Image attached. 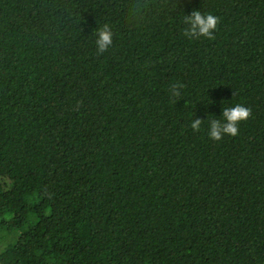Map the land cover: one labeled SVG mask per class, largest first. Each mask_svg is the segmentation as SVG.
Listing matches in <instances>:
<instances>
[{
	"label": "trees",
	"instance_id": "16d2710c",
	"mask_svg": "<svg viewBox=\"0 0 264 264\" xmlns=\"http://www.w3.org/2000/svg\"><path fill=\"white\" fill-rule=\"evenodd\" d=\"M0 264H264V0H0Z\"/></svg>",
	"mask_w": 264,
	"mask_h": 264
},
{
	"label": "clouds",
	"instance_id": "9594fccd",
	"mask_svg": "<svg viewBox=\"0 0 264 264\" xmlns=\"http://www.w3.org/2000/svg\"><path fill=\"white\" fill-rule=\"evenodd\" d=\"M185 23L190 25L185 28L184 35L191 39L205 38L208 40L215 39V32L219 24V18L211 13L202 14L199 10H193L184 17ZM113 36L109 25L105 24L98 30V39L96 40L97 55H103L113 45ZM186 87L183 82L176 81L168 88L170 98L175 102L182 96V90ZM251 109L243 104H236L232 107L223 109V120L212 119L210 121L209 136L214 140H222L225 135L237 136L239 134V124L251 117ZM203 120L195 118L192 120L190 127L194 131H199ZM49 198L50 197V194Z\"/></svg>",
	"mask_w": 264,
	"mask_h": 264
}]
</instances>
